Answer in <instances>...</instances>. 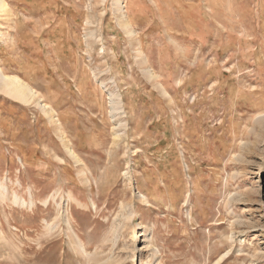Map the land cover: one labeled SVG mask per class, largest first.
Masks as SVG:
<instances>
[{"label":"rangeland","instance_id":"obj_1","mask_svg":"<svg viewBox=\"0 0 264 264\" xmlns=\"http://www.w3.org/2000/svg\"><path fill=\"white\" fill-rule=\"evenodd\" d=\"M3 1L0 264H264V0Z\"/></svg>","mask_w":264,"mask_h":264},{"label":"bare ground","instance_id":"obj_2","mask_svg":"<svg viewBox=\"0 0 264 264\" xmlns=\"http://www.w3.org/2000/svg\"><path fill=\"white\" fill-rule=\"evenodd\" d=\"M5 8L6 4L3 0H0V10H4ZM127 26L129 25L127 24ZM22 81L17 77L10 74H6L2 70H0V91H3L7 95L9 94L16 98H19L25 103L26 101L28 102L31 99L36 98V95H34V92L31 90V88L28 87V85H26V83H23ZM44 107L46 106L44 105ZM146 262L147 264H151L150 260H147Z\"/></svg>","mask_w":264,"mask_h":264}]
</instances>
